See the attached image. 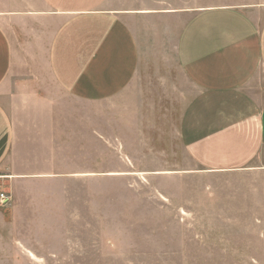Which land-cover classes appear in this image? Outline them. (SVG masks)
Instances as JSON below:
<instances>
[{"label": "crops", "instance_id": "0c3cea01", "mask_svg": "<svg viewBox=\"0 0 264 264\" xmlns=\"http://www.w3.org/2000/svg\"><path fill=\"white\" fill-rule=\"evenodd\" d=\"M182 149L264 222V0H0V213L21 244L96 219L103 184L179 172Z\"/></svg>", "mask_w": 264, "mask_h": 264}, {"label": "rangeland", "instance_id": "374dc122", "mask_svg": "<svg viewBox=\"0 0 264 264\" xmlns=\"http://www.w3.org/2000/svg\"><path fill=\"white\" fill-rule=\"evenodd\" d=\"M151 61L150 68L158 69ZM160 89L167 115L176 121L183 108L179 93L174 85ZM165 159L167 169L181 160V170L152 175L144 187L103 184L96 219L86 210L85 220L61 222L65 229L56 238L23 237L21 244L5 207L0 264H264V222L248 219L253 206H239L237 174L193 171L183 149L180 157ZM142 162L154 168L158 158Z\"/></svg>", "mask_w": 264, "mask_h": 264}, {"label": "built area", "instance_id": "2783aa9c", "mask_svg": "<svg viewBox=\"0 0 264 264\" xmlns=\"http://www.w3.org/2000/svg\"><path fill=\"white\" fill-rule=\"evenodd\" d=\"M0 179H1V176H0ZM9 199H10V194L2 188L1 183H0V203H6L9 201Z\"/></svg>", "mask_w": 264, "mask_h": 264}]
</instances>
